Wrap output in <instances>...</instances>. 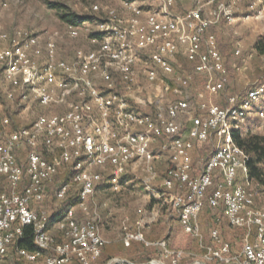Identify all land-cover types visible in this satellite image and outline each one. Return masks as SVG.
<instances>
[{
	"label": "built area",
	"instance_id": "built-area-1",
	"mask_svg": "<svg viewBox=\"0 0 264 264\" xmlns=\"http://www.w3.org/2000/svg\"><path fill=\"white\" fill-rule=\"evenodd\" d=\"M183 1L96 0L93 17L68 24L64 32L0 26V105L18 104L21 113L46 110L18 128L11 116L0 115V264L28 226L35 250L17 248L27 262L48 252L45 264H96L109 243L100 226L99 185L107 178L111 189L120 191L129 167L141 163L143 182L152 190L163 158L169 165L155 196L170 203L196 249L176 247L173 236L149 241L142 218L138 231H126L123 242L155 246L159 256L147 262L112 258L106 264H264V208L239 180L242 172L248 175L247 155L234 138L255 115L264 119V109L256 108L264 101V81L218 103L230 70L211 32L224 22L260 18L264 0H193L181 10ZM84 34L88 44L65 54L61 43ZM242 47L238 43L234 51L237 70L248 64ZM180 56L193 71L182 70ZM194 73L208 78L195 92V109L188 91ZM144 84L159 85L151 111L142 109L146 100L137 95ZM211 141L207 157L195 163L197 144ZM69 166L73 179L59 186L55 197L63 202L75 191L76 201L50 222L44 205L48 185ZM205 204L223 209L209 241L200 224ZM223 219L242 230L239 249L223 237ZM54 229L62 233L61 242Z\"/></svg>",
	"mask_w": 264,
	"mask_h": 264
},
{
	"label": "rangeland",
	"instance_id": "rangeland-1",
	"mask_svg": "<svg viewBox=\"0 0 264 264\" xmlns=\"http://www.w3.org/2000/svg\"><path fill=\"white\" fill-rule=\"evenodd\" d=\"M3 1L8 3L6 7L0 5V26L3 29L13 30L16 27H25L35 32H64L68 23L63 20L61 15L64 12H71L91 18L94 15L91 12V5L96 0ZM183 2L179 4V9L181 10L190 8L193 5V0H184ZM55 6H61V8ZM211 32L217 36L220 48L227 60V67L230 70V84H227V89L230 92L234 94L244 92L256 83L264 81V55L258 54L255 49L256 41L260 37H264V15L260 18L253 17L247 20L238 19L234 25H228L224 22L220 26L212 27ZM238 43L242 44L243 56L248 59V64L242 70H237L233 66L234 62H236L234 51ZM61 44L64 53L68 54L73 51L74 47L88 44V35L84 34L81 39L75 41L65 40ZM180 63H182L183 68H189L183 58ZM204 80L203 86L195 84L188 90L192 97V107L194 109L196 107L195 92L198 88L204 89L208 78L206 77ZM159 90V85L157 84H144L142 90L137 93L139 97L146 100V104L142 105L143 110L151 111L155 109ZM256 108L257 110L264 109V101ZM43 111H46L45 108H34L35 113ZM34 112L21 113V108L18 104L9 102H4L0 105V115L7 114L11 116L13 128L28 124L36 115ZM187 124H190V122L188 121ZM244 132L247 136L254 133L264 134V119H257V115H255L250 119ZM213 146V141L207 145L199 144L196 162H201L202 159H205L208 151ZM199 148L202 150H199ZM168 165L169 163L164 161L162 164H158L157 169L160 178L152 186V190L148 189L143 182L145 170L141 163H134L129 167L120 191L114 192L110 183L104 184L98 190V204L101 212L100 226L104 237L109 241L104 252L111 251L112 253H117V255L124 256L123 258L125 259L138 262L143 261L150 255L159 254L160 252L155 246L141 243L134 245L133 242L127 246L125 243H121L126 231H138L137 222L142 218L145 219L146 223L141 230L149 241H157L167 237L170 232H174V245L176 247L188 250L193 248V240L183 232L178 216L173 212L170 203L165 201V197L160 199L155 196V192L163 189V173ZM239 180L253 189L256 194L257 206L264 208V188L254 182H246L245 172L241 173ZM58 187V184L52 185V193L46 199L45 206H48L50 211L59 208L60 202L54 198ZM139 210H143V212L140 213ZM216 213L219 214L215 210L206 207L201 216L206 222H209L212 215ZM222 225L224 227V236L233 243L235 249H239L243 232L233 228L225 220ZM53 231L54 235L58 232L57 229ZM104 259L106 258L103 256ZM13 260L14 258L10 256L4 264H12Z\"/></svg>",
	"mask_w": 264,
	"mask_h": 264
},
{
	"label": "trees",
	"instance_id": "trees-1",
	"mask_svg": "<svg viewBox=\"0 0 264 264\" xmlns=\"http://www.w3.org/2000/svg\"><path fill=\"white\" fill-rule=\"evenodd\" d=\"M55 7L61 8V6H55ZM61 16L65 22H67L68 24H72V25H79V24L83 23L84 21H86L90 18L88 16H80L76 13H71V12L70 13L64 12ZM255 49L258 52V54L264 55V37H260L256 41ZM182 58L183 57L180 56L179 59L182 60ZM183 60L185 61V63L187 65H189V68L185 69L182 67V70L193 71L194 65L185 58H183ZM226 62H227V60H226ZM226 65H227V63H226ZM201 76H202V78L207 77V75H205V74L194 73V81H193V84H191L190 88H192V86H194L196 84L197 80L199 81L198 78H200ZM200 86H203V85L200 83ZM199 89L200 88H198V90ZM198 90H196V91H198ZM228 92H229V90L227 89V86H226L225 90L221 93V95L218 98V103L223 104L225 102L224 100H226L225 96L227 97L230 94H234V93H228ZM220 98H222L221 101L219 100ZM257 119H261V118L259 116H257ZM185 124H186V122H185ZM234 138H235L236 142L238 143V145H240L243 148V150L245 151V153L247 155L246 162H245L246 167L248 169L247 179L264 188V134L254 133V134H250L247 136V135H245V132L244 133L243 132H235ZM198 146H199V144H197V147ZM199 150H202V149L199 148ZM73 173H74L73 166H69L65 172L57 175L56 178L54 179V181L48 185V192H47L46 199H47L48 195L52 193V191H51L52 185L58 184L59 186H62L63 184L71 182L73 179ZM163 175L166 176V172H164ZM124 177H123V181H124ZM107 183H108L107 178H105V180L99 185V188L101 189V187H103V185L107 184ZM3 188H4V186H2V189ZM54 198H55V200H57L55 196H54ZM76 198H77V192L74 191V192L70 193V195L68 196V198L65 201H63V202L59 201L60 202L59 208H56V210L50 211V222L57 221L62 216L64 210L70 204L75 203ZM46 199H45V202H46ZM45 202H44V205H45ZM206 207L210 208L211 210H214L209 204H205L204 209ZM215 211L218 212L219 214H222L223 209L221 208V209L215 210ZM217 215H218L217 213L213 214L211 220H215ZM172 233H174V232H172ZM172 233L170 232V234L168 236H171ZM55 235H56L57 241L61 242L62 241V233L60 231H58ZM33 241H34L33 228L31 226H28L25 228L24 237L14 240V242L10 245L8 254H7L6 259H5V262L11 256L14 258L12 264H14V263H18V264H45L46 257L49 255L48 252L45 253V255L41 256L35 263L27 262L23 257H21L17 253V248H19V247H24V248H27L28 250L34 251L35 247H34ZM133 243H134V245L135 244L138 245L140 243L145 244L144 242H140V241H133ZM194 249H196V247ZM103 254H104V252H103ZM158 255L159 254L150 255V256L146 257L143 261H139V262L150 261L151 259L158 257ZM109 260L110 259H104L103 260V255H102V257L98 260V262L96 264H106ZM72 264H80V263L77 261H74Z\"/></svg>",
	"mask_w": 264,
	"mask_h": 264
},
{
	"label": "crops",
	"instance_id": "crops-1",
	"mask_svg": "<svg viewBox=\"0 0 264 264\" xmlns=\"http://www.w3.org/2000/svg\"><path fill=\"white\" fill-rule=\"evenodd\" d=\"M182 3H184V2H182ZM199 79V81L197 80V82H196V84H204V79L205 78H202V76L200 77V78H198ZM228 93H232V92H228ZM218 98L219 97H217L216 98V101L218 102ZM220 101L222 100V98H220L219 99ZM225 101V100H224ZM197 148H196V150H195V152H194V161H195V163H196V157L198 156V153H197ZM168 162L169 163V160L167 159V158H163V160H162V162ZM201 218H200V224H201V228H202V231L204 232V234L206 235V239L209 241L210 240V231H211V228H212V226L214 225V220H209V222H206V220H204V218H202V216H200ZM226 221L227 223H228V221L226 220V219H223V221ZM222 221V222H223ZM222 222H221V224H220V228H221V232H222V235H223V237L225 238V239H227V240H229L228 238H226L225 236H224V234H223V231H224V227H223V225H222ZM229 224V223H228ZM230 225V224H229ZM231 226V225H230ZM240 230V229H239ZM242 231V230H241ZM171 236H173V244H174V241H175V235H174V233H172L171 234ZM189 237V236H188ZM230 241V240H229ZM121 243H124L123 241L121 242ZM193 243V248H195L196 247V244H195V242L193 241L192 242ZM233 244V243H232ZM103 256L106 258V259H112V258H123L124 256H121V255H117V253H112L111 251H107V252H104V254H103Z\"/></svg>",
	"mask_w": 264,
	"mask_h": 264
}]
</instances>
